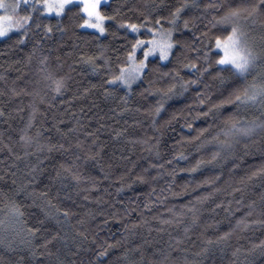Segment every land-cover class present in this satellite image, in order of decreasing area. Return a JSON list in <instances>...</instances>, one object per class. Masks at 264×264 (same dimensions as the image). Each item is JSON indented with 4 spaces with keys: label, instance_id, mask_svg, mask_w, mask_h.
<instances>
[{
    "label": "trees",
    "instance_id": "obj_1",
    "mask_svg": "<svg viewBox=\"0 0 264 264\" xmlns=\"http://www.w3.org/2000/svg\"><path fill=\"white\" fill-rule=\"evenodd\" d=\"M182 3L108 0L103 10L118 12L117 21L147 17L148 27L165 18L169 28ZM187 3L173 55L150 58L131 90L107 83L137 38L116 21L101 36L77 27L78 18H49L43 23L56 26L50 34L33 24L23 44L15 35L0 39V264H264V174L253 175L264 168V131L238 138L211 163L215 149L199 146L211 136L193 140L200 129L214 135L229 115L264 121V106H225L194 119L223 99L225 84L210 70L186 91L177 85V95L152 115L157 89L176 83L177 71L185 81L198 78L182 64L195 59L192 47L207 43L203 32L226 27L213 28L214 18L259 0ZM237 23L264 49V9L242 13ZM139 38H148L145 29ZM45 73L64 79L59 94ZM198 94L211 102L200 106ZM199 160L205 163L191 171Z\"/></svg>",
    "mask_w": 264,
    "mask_h": 264
},
{
    "label": "snow or ice",
    "instance_id": "obj_2",
    "mask_svg": "<svg viewBox=\"0 0 264 264\" xmlns=\"http://www.w3.org/2000/svg\"><path fill=\"white\" fill-rule=\"evenodd\" d=\"M107 3L108 0H0V13H2L0 14V39H11L15 35L17 37L16 43L23 44L33 24L37 29L43 26L45 34H50L56 26L51 23H43L49 18H56L58 21L65 17L78 18L77 27L93 29L101 36L108 31L106 22L116 21L118 28L137 34V38L129 42L130 47L126 52V60L117 65L115 73L112 74L107 83L109 85H121L131 90L133 83L145 75L150 58L167 61L173 55V50L180 44V41L174 39L173 33L176 31L177 21L181 19L182 13L189 5L185 0V3L177 6L170 13V19H168L171 27L164 28L161 19L165 18L155 20V25H159V27H148L152 22L147 17L144 22L139 24L130 21H117L118 12L116 15H109L103 10ZM260 9H264V0H259L258 4H252L242 9H231L219 19L214 18L213 28H217L218 25L226 27L219 28L220 34L209 35V32H203L201 35L207 37V43L201 41L203 49L192 47L191 50L197 54L195 59L182 64L183 68L198 73V78L185 81L177 71L173 77L176 83L169 85L166 89H157V93L161 95V100L152 111V115L158 117L164 108V100L177 95V85L186 91L190 85L196 84L199 78L208 74L210 70L215 71L216 78L225 84V88L221 92L223 99L219 103L211 104L207 111L197 112L194 119L200 116L207 117L214 112H221L222 114L221 110L225 109V106H231L237 111L257 104L264 106V76L259 79L253 77L251 81L248 80L257 65L264 61V49L257 51L250 42L246 31L237 23L242 13L252 16ZM188 23L187 20L184 21L185 28L188 27ZM141 29L147 31L148 38H139ZM185 47L191 46L185 45ZM138 53L142 58L138 56ZM95 59V57H88L85 63H90L95 67ZM46 60V57L43 58L41 63H45ZM200 61L205 66H201ZM224 73L229 75L225 77ZM44 79L50 82L49 86L57 94L65 87L64 79L56 78L52 73H45ZM198 97L200 106L211 102V98L207 95L198 94ZM153 123H156L155 119ZM187 126L192 127L191 124ZM257 129L264 131V121L258 123L254 120L242 123L233 114L224 119L223 127L214 135L209 133L206 128L200 129L199 134L193 137V140L200 141L205 133L211 136V139H204L199 145L200 147L211 145L215 149L211 153V159L207 161V163H211L221 158L222 153L231 152L234 144L239 143L238 138H250ZM21 139L29 140L30 138L21 137ZM180 158L184 159L185 157L181 154ZM204 163V160L197 161L196 167L192 168L191 171H196ZM257 174H264V168H261L258 173H253V175ZM251 178L250 176L249 179ZM16 212L18 215H23L18 209ZM251 214L249 211L247 215L250 216ZM64 215L67 216L68 213L65 212ZM29 231L34 234L37 230L29 229ZM228 235L230 233H226L225 237ZM208 244H213V241L209 240ZM260 247H264V241L261 242ZM105 254L106 250L99 253L100 256Z\"/></svg>",
    "mask_w": 264,
    "mask_h": 264
},
{
    "label": "rangeland",
    "instance_id": "obj_3",
    "mask_svg": "<svg viewBox=\"0 0 264 264\" xmlns=\"http://www.w3.org/2000/svg\"><path fill=\"white\" fill-rule=\"evenodd\" d=\"M0 14H2V13H0ZM249 40L255 46V48H256L257 51H261L260 45L257 43V41L251 40L250 38H249ZM252 74L257 79H259L261 76H264V63L263 62H260L257 65V67L253 70ZM135 83H133V84H135Z\"/></svg>",
    "mask_w": 264,
    "mask_h": 264
}]
</instances>
